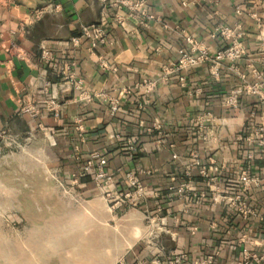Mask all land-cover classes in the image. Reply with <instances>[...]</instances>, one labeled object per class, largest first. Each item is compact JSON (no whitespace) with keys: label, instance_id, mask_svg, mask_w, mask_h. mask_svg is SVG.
Returning a JSON list of instances; mask_svg holds the SVG:
<instances>
[{"label":"crops","instance_id":"0c3cea01","mask_svg":"<svg viewBox=\"0 0 264 264\" xmlns=\"http://www.w3.org/2000/svg\"><path fill=\"white\" fill-rule=\"evenodd\" d=\"M148 10L155 18L100 0H0V155L10 146L24 142L34 147L42 139L55 151L57 172L69 183L82 173L90 154L99 151L108 158L114 193L128 189V172L139 173L149 195L137 207L125 203L117 210L130 213L136 232L126 241L119 264H207L211 253H216L213 264H245V247L264 253V148L250 164V175L260 177L261 184L248 190L254 210L249 216L210 201L170 203L166 190L172 177H182L189 168L195 183L202 181L194 153L222 179H237L248 165L245 147L236 139L246 126L263 121L264 106L259 95L249 93L242 95L238 109L225 107L223 100L249 84H262L264 92V0H149ZM94 24L105 28L107 38L92 49L80 37L84 27ZM237 24L246 33V55L234 70L226 63L215 78L206 65L197 66L188 72L186 88L178 75L162 81L163 66L189 48L187 35L215 55L224 46L212 36L215 28ZM74 38H80L78 44ZM44 50L52 59L43 57ZM149 79L159 80L156 92L135 89ZM78 80L82 90L76 89ZM196 88L200 92L189 95ZM110 96L121 100L116 114ZM51 101L57 102L56 110L49 109ZM23 107L39 113H23ZM206 114L211 119L201 133L198 121ZM128 141H136V154L127 150ZM77 183L85 199H104L107 188L93 175ZM153 216L156 225L140 224Z\"/></svg>","mask_w":264,"mask_h":264},{"label":"rangeland","instance_id":"374dc122","mask_svg":"<svg viewBox=\"0 0 264 264\" xmlns=\"http://www.w3.org/2000/svg\"><path fill=\"white\" fill-rule=\"evenodd\" d=\"M32 145L0 155V264H119L136 234L130 213L117 211L126 204L115 207L108 193L80 196L76 179L65 182L57 172L55 151L42 139ZM154 217L139 222L156 225Z\"/></svg>","mask_w":264,"mask_h":264},{"label":"built area","instance_id":"2783aa9c","mask_svg":"<svg viewBox=\"0 0 264 264\" xmlns=\"http://www.w3.org/2000/svg\"><path fill=\"white\" fill-rule=\"evenodd\" d=\"M102 3L112 5L117 10H128L131 14L139 12L141 16L148 19L155 18L154 15L149 13L148 4L149 0H100ZM119 20L122 17L118 16ZM261 28L264 29V21H261ZM214 38H220L224 43L223 48L215 55H212L209 49L199 40L191 35L185 37L189 48H183L180 50L178 59L170 64L163 66L162 69V81L168 82L173 75L179 76L180 85L185 87L188 84L187 75L193 68L206 65L208 72L215 78L221 77V68L226 63L231 64V69L234 70L236 62L241 60L246 55L245 36L246 33L241 24H237L234 27L226 25H218L212 33ZM80 38H85L91 42V48H97L98 46L106 43L107 33L102 25H88L83 28V32ZM80 38H74L75 44L79 43ZM262 49L264 53V38L262 43ZM43 57L45 59H52L51 52L49 50L43 51ZM105 66V65H104ZM106 67V66H105ZM253 73L256 77H261L257 69H253ZM245 78V76H244ZM260 83L246 85L245 87H238L228 94L224 100L223 105L232 109H238L241 104V97L244 93L251 95H259L261 103L264 106V92L261 90ZM159 87V80H144L135 86V89L142 90L146 94H152L156 92ZM84 83L82 80H78L76 83V89L82 90ZM133 89H124L126 94L132 93ZM199 93L200 89L188 90L189 95ZM110 107L113 114H116L121 106V100L119 98L109 97ZM49 109L56 110L58 107L57 102L51 101L48 105ZM23 113L38 114L37 109H31L28 107L22 108ZM210 115H202L198 124L200 126L201 133L205 130V121L210 120ZM0 135H4V131L0 130ZM204 139H208L206 136ZM127 150L136 154L138 152L136 141H128ZM236 144L244 148L243 159L248 163L246 166L241 167L238 178H220L216 175H212L213 168L205 164L204 159L198 154L192 155L197 168H199V175L202 178L200 183H195L193 179V170L189 168L185 171L182 177H172L171 183L166 190V196L171 203L176 199L184 200L186 203H202L204 201H210L214 206L224 205L229 210L238 213L242 216L251 215L254 210L250 207L248 199V190L250 185L259 186L261 184L260 177H252L249 173L251 162L257 157L259 150L264 148V119L258 125L246 126L245 134L239 135L236 139ZM174 158H179L178 154L173 155ZM108 158L99 151H94L90 154L88 160L85 162L83 171L75 176L76 183L81 177L87 175H93L94 179L107 188L106 193L108 196H115L119 201L115 204V207L122 206L125 203H129L131 206H139L147 196L149 195L148 188L142 182L140 174L136 172H128V189L125 191H119L117 193L112 192L109 187L112 182V175L107 170ZM149 174L151 172H143ZM105 193V194H106ZM187 210H184L186 213ZM167 217L164 218L166 221ZM216 223H212L214 227ZM216 258V253H211L205 260L207 264H213ZM243 258L245 264H258L264 260V253L259 254L252 251L250 248L245 247L243 249ZM146 264V263H143Z\"/></svg>","mask_w":264,"mask_h":264}]
</instances>
